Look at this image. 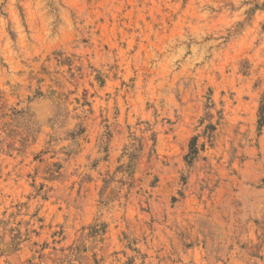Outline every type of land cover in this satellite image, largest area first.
I'll return each instance as SVG.
<instances>
[{
  "label": "rangeland",
  "instance_id": "1",
  "mask_svg": "<svg viewBox=\"0 0 264 264\" xmlns=\"http://www.w3.org/2000/svg\"><path fill=\"white\" fill-rule=\"evenodd\" d=\"M0 264H264V0H0Z\"/></svg>",
  "mask_w": 264,
  "mask_h": 264
}]
</instances>
